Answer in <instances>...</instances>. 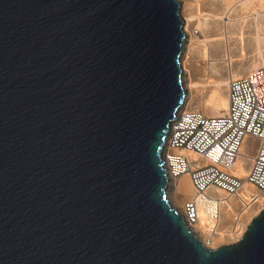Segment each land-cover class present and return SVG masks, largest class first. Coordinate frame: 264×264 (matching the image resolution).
I'll return each mask as SVG.
<instances>
[{
	"label": "water",
	"instance_id": "water-1",
	"mask_svg": "<svg viewBox=\"0 0 264 264\" xmlns=\"http://www.w3.org/2000/svg\"><path fill=\"white\" fill-rule=\"evenodd\" d=\"M177 0H0V264H264V208L208 248L167 199Z\"/></svg>",
	"mask_w": 264,
	"mask_h": 264
},
{
	"label": "bare ground",
	"instance_id": "bare-ground-1",
	"mask_svg": "<svg viewBox=\"0 0 264 264\" xmlns=\"http://www.w3.org/2000/svg\"><path fill=\"white\" fill-rule=\"evenodd\" d=\"M177 2L183 32L179 68L185 95L176 112L192 108L208 117L224 114L228 107V78L264 64V0ZM245 47L251 54L237 60L235 56L242 57ZM211 108L218 114H209ZM257 142L253 136H242L233 168L235 175H245ZM181 151L197 158L199 163L207 161L189 150ZM165 188L168 202L171 200L175 206L170 204L178 212L184 200H200L197 201L195 223L186 225L208 248L237 240L250 216L264 207V194L247 183H243L235 195H226L215 188L195 193L186 171L168 176ZM204 200H210L215 206ZM239 210L244 215L241 214L232 226L233 214Z\"/></svg>",
	"mask_w": 264,
	"mask_h": 264
},
{
	"label": "built area",
	"instance_id": "built-area-1",
	"mask_svg": "<svg viewBox=\"0 0 264 264\" xmlns=\"http://www.w3.org/2000/svg\"><path fill=\"white\" fill-rule=\"evenodd\" d=\"M227 96V111L216 117H208L192 108L176 112L168 124L162 147L167 175L188 172L195 193L215 188L226 195H235L242 184L247 183L264 194V64L243 75L229 77ZM245 134L258 142L245 175L239 177L233 173V168ZM182 149L207 161L199 163ZM197 201L200 200L183 201L179 212L186 224L196 221Z\"/></svg>",
	"mask_w": 264,
	"mask_h": 264
},
{
	"label": "rangeland",
	"instance_id": "rangeland-1",
	"mask_svg": "<svg viewBox=\"0 0 264 264\" xmlns=\"http://www.w3.org/2000/svg\"><path fill=\"white\" fill-rule=\"evenodd\" d=\"M242 53H243L242 56H245V55L248 56V55H250L251 52H247V53H246V50H243ZM235 58H237V56H235ZM191 104L194 105V103H191ZM208 112H209V114H218L217 112H215V110H214L213 108L209 109ZM169 199H170V198H169ZM170 203H172L171 200H170ZM172 205H174V204L172 203ZM174 206H175V205H174ZM261 208H262V206H261ZM261 208H260V209H261ZM258 210H259V208L256 210V212H255L252 216H254V215L257 213ZM241 214L244 215V213H242L241 210H239V211H235V212H234L233 217H232V218H233V220H232V226H235V225H236V219H237L238 217H240ZM252 216H250V219H251ZM250 219H249V220H250ZM249 220H248V222H249ZM225 243H230V242H225ZM221 244H224V243H221ZM219 245H220V244H219Z\"/></svg>",
	"mask_w": 264,
	"mask_h": 264
},
{
	"label": "crops",
	"instance_id": "crops-1",
	"mask_svg": "<svg viewBox=\"0 0 264 264\" xmlns=\"http://www.w3.org/2000/svg\"><path fill=\"white\" fill-rule=\"evenodd\" d=\"M245 50H246V47H245ZM246 53H247V50H246ZM250 54H251V53H250ZM236 56H237V58H236L237 60H240V59H242V58H243V59H246V58L249 57V55H248V56L245 55V56H242V57H241V55H236ZM239 57H240V59H239Z\"/></svg>",
	"mask_w": 264,
	"mask_h": 264
}]
</instances>
